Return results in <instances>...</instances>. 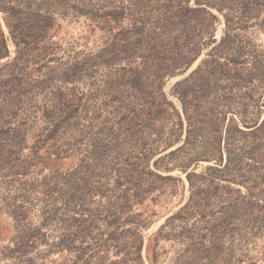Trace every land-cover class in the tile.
<instances>
[{
  "label": "trees",
  "instance_id": "obj_1",
  "mask_svg": "<svg viewBox=\"0 0 264 264\" xmlns=\"http://www.w3.org/2000/svg\"><path fill=\"white\" fill-rule=\"evenodd\" d=\"M0 13L1 262L145 264L141 209L184 187L159 173L177 170L187 199L148 239L150 264L161 241L173 264H229L235 240L237 264H264V55L243 35L264 30V0H0ZM70 15L100 42L63 47ZM204 50L174 103L166 82Z\"/></svg>",
  "mask_w": 264,
  "mask_h": 264
},
{
  "label": "rangeland",
  "instance_id": "obj_2",
  "mask_svg": "<svg viewBox=\"0 0 264 264\" xmlns=\"http://www.w3.org/2000/svg\"><path fill=\"white\" fill-rule=\"evenodd\" d=\"M219 18L222 20L220 15H219ZM0 24H1V27H2L5 35L8 36V32H7V29H6L4 21H3V15L1 13H0ZM87 24H88V21L84 17H79V16H75V15H70V16H67L65 18L59 19V22H58L56 28H57V30H59V32L57 33V37H58V39H61L62 46L66 48V47H68V45H71L74 41L75 42L78 41L79 43L76 44L77 50H83V49H85L87 44H88L87 48L90 49V48H93L95 46L94 45L95 43L100 42L99 41L100 35L98 32L95 34H91V35L88 32H86V25ZM223 29H224V25L221 22L216 27V31L214 33L215 40H218L222 36ZM88 35H90V37H87ZM243 35L246 36L250 41V42H248V46H247L250 51L258 50L259 52H261L264 55V30L262 28H260L258 25H254V26L248 28L247 30H245V32H243ZM82 37H87L88 39H83ZM8 44H9L10 59H11L14 56V47L10 41L8 42ZM206 51L207 50H204L202 52L200 58L187 71L188 75L198 66L199 62L204 58ZM7 60L8 59L2 60L0 62V65L5 63ZM187 72L185 74H187ZM182 75H184V74H182ZM177 77H179V76H177ZM177 77L169 79L166 82L165 87H164L165 93L176 104H177L176 100L174 98H172V96H170V89L174 85V83L177 82L176 81ZM251 109L252 108H250L248 114L246 115L248 119H250L252 117V113H251L252 110ZM262 112H263L262 113V117H263L264 111H262ZM167 152L168 151L163 152L160 155H157L155 158L162 156V155L166 154ZM207 165H208L207 163L202 162L199 165L198 169H202ZM159 173H161L164 176L170 175L172 177L182 178L183 183H184V187H182V186H180V184H178L175 193L168 194V192H167L155 201H147L145 203V205L143 206V208L141 209L142 211L145 210L147 212V214H149L151 216V218H150L151 223H150L149 227L146 230L142 231V236L144 239V249L142 252V256L144 258L145 264H150V262L148 261L147 252H146L148 239L155 235V233L158 231V229L164 224V222L168 216H170L171 214H174L177 211V209L183 204V202L186 201L187 195H188L187 183L185 181L184 175L181 172L176 170V171L171 172V173H163V172H159ZM238 188L242 192L245 191V189L242 187L238 186ZM9 238H10L9 222H8V220H6L5 217L0 215V248L8 245ZM229 243L230 242L226 243V249H225L226 254H229L228 250H227ZM257 244L261 245L264 248V232H263V236L261 238H259ZM232 247H233V248H231L232 261L229 264H234V263L237 264L242 258L241 252H240L241 249H239V243L237 242V240H235L233 242ZM249 248H250V251L248 252V255L252 256V258L257 256L254 252L252 244H249ZM157 252L159 254V260H158L157 264H173V254L174 253H173L172 244L170 242L161 241L159 244V248L157 249ZM53 258L56 259L58 257L54 256ZM243 262H244L243 264H245V261H243ZM259 263H262V262L260 261ZM0 264H6V263L0 261Z\"/></svg>",
  "mask_w": 264,
  "mask_h": 264
},
{
  "label": "water",
  "instance_id": "obj_3",
  "mask_svg": "<svg viewBox=\"0 0 264 264\" xmlns=\"http://www.w3.org/2000/svg\"><path fill=\"white\" fill-rule=\"evenodd\" d=\"M187 75H188V72H187V74H184V75H181V76L177 77V78H176V81L182 80L183 78L187 77ZM184 203H185V201L183 202V204H182L179 208H181V207L184 205ZM179 208H178V209H179ZM178 209H177V210H178ZM171 215H173V214H171ZM171 215H170V216H171ZM170 216H168V217H170ZM168 217H167V218H168Z\"/></svg>",
  "mask_w": 264,
  "mask_h": 264
}]
</instances>
